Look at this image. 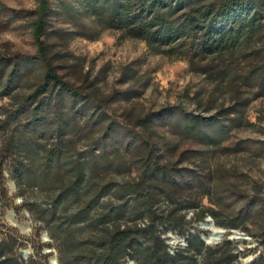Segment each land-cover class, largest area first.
Listing matches in <instances>:
<instances>
[{"label":"trees","instance_id":"1","mask_svg":"<svg viewBox=\"0 0 264 264\" xmlns=\"http://www.w3.org/2000/svg\"><path fill=\"white\" fill-rule=\"evenodd\" d=\"M51 1L38 0L33 10L30 32L36 51L11 56L0 53L5 89L33 68H40L36 87L21 104L22 108L29 105L26 128H20L17 137L5 138V147L0 146V164L14 151L18 155L14 167L16 184L20 186L27 179L32 187L43 190V203L23 199V204L47 228L57 248L58 264H235L238 251L229 239L207 244L201 238L204 232L190 231L192 220L185 212L199 205L176 201L174 190L183 179L180 168L159 163L151 151L141 158L126 157L140 144L148 146L144 137H119L118 126L113 123L103 127L105 109L85 116L96 108L93 94L64 79L48 55L45 35ZM76 1L77 10L90 16L98 26L143 39L155 52L222 58L250 48L254 57L263 56V62L253 66L245 78H255L264 93V54L260 55L257 45L264 32L261 0ZM209 69L206 65L200 67L204 73ZM82 115L89 146L79 153L71 151L74 146L70 137L61 135L73 131ZM182 118L185 128L200 136L197 138L202 142L221 141V137H209L200 127L203 122L223 130L220 117L183 112ZM94 124L102 127L100 137H90ZM26 131L30 135L22 137ZM51 133L56 136L55 141L47 137ZM134 164L136 174L123 178ZM102 173L120 174L122 178L104 182ZM18 193L22 194L20 188ZM263 208V204L250 200L239 209L235 217L238 220L227 225L246 229L243 216L248 212L264 214L260 213ZM207 211L215 216L213 209ZM203 212L199 208L194 218H201ZM167 229L183 235L186 244L173 247L171 252ZM0 264L44 263L38 256L22 262L14 245H6L1 239ZM250 264H264V252Z\"/></svg>","mask_w":264,"mask_h":264},{"label":"rangeland","instance_id":"2","mask_svg":"<svg viewBox=\"0 0 264 264\" xmlns=\"http://www.w3.org/2000/svg\"><path fill=\"white\" fill-rule=\"evenodd\" d=\"M37 2L0 0L2 55L36 51L30 21ZM77 9L76 0H52L45 40L55 70L74 86L93 94L96 108L85 116L105 109L103 127L113 123L118 126L119 137H144L148 146L140 144L126 157L141 158L151 151L159 163L181 169L183 179L174 190L175 199L199 205L185 212L192 220L190 231L205 234L206 229L199 222L209 216L215 225L225 229L217 243L229 239L235 244L238 251L235 264H246L251 257L262 254L264 214L244 215L246 229L227 224L238 220L235 217L246 202L253 200L264 205V93L255 78H245L253 66L263 62V56L254 57L250 48L222 58L155 52L143 39L125 35L118 29L102 28ZM257 45L260 55L264 54V32ZM205 65L210 66L208 73L200 70ZM39 72V67L33 68L6 89L5 69L0 74V146L5 147V138L17 137L16 132L26 128L29 105L22 108L21 104L36 87ZM183 112L220 117L223 130L203 122L200 127L209 137H221V141L198 139L200 136L185 128ZM84 118L82 115L77 120L73 131L61 135L70 137L74 146L71 151L83 153L88 149ZM98 125L92 126L90 137H100L102 127ZM23 133L22 137L30 135L29 131ZM47 137L55 141L56 136L51 133ZM17 161L18 155L13 151L0 164V240L14 245L22 262L38 256L44 264H58L57 248L47 228L23 204V199L43 203L46 197L43 190L32 187L27 179L20 186L16 184ZM136 172L134 164L123 178ZM101 177L104 182L122 178L114 173H102ZM19 188L22 194L18 193ZM199 208L204 210L203 215L194 218ZM208 208L213 209L215 216L208 213ZM260 213H264V208ZM18 223H26L27 231ZM236 230L243 232V237L228 238ZM165 235L171 248L186 244L183 235L174 230L168 234L167 229Z\"/></svg>","mask_w":264,"mask_h":264},{"label":"bare ground","instance_id":"3","mask_svg":"<svg viewBox=\"0 0 264 264\" xmlns=\"http://www.w3.org/2000/svg\"><path fill=\"white\" fill-rule=\"evenodd\" d=\"M14 222L16 221L14 220ZM201 224L203 225V228L206 229L205 238L209 243H213L214 241L219 240L220 236L225 233V229L215 225L214 222L205 221ZM18 225L21 227L22 230L27 231V228L25 227L24 223H18ZM237 235H239V237H243V234L238 231L235 232V235H233V237H237Z\"/></svg>","mask_w":264,"mask_h":264},{"label":"water","instance_id":"4","mask_svg":"<svg viewBox=\"0 0 264 264\" xmlns=\"http://www.w3.org/2000/svg\"><path fill=\"white\" fill-rule=\"evenodd\" d=\"M205 221H210V222H213V220L208 216L207 218H205L204 219V221H202V222H205ZM202 222H199V225L201 226L202 224ZM24 224H26V223H24ZM237 231V230H236ZM241 233H243V232H241ZM168 234H171V232L169 231L168 232ZM201 238L205 241V243H207V244H215V243H217L218 242V240H216V241H214L213 243H209L207 240H206V238H205V234L204 233H202L201 234ZM228 238H230V239H232L233 238V235L231 234L230 236H228ZM239 238V235H237V237H235V239H238ZM53 263H56V257H55V255H53ZM253 260V258L251 257L249 260H248V262L246 263V264H250L251 263V261Z\"/></svg>","mask_w":264,"mask_h":264},{"label":"built area","instance_id":"5","mask_svg":"<svg viewBox=\"0 0 264 264\" xmlns=\"http://www.w3.org/2000/svg\"><path fill=\"white\" fill-rule=\"evenodd\" d=\"M168 241V240H167ZM169 243V242H168ZM170 251L173 252V248L170 247ZM126 264H131V261L127 262Z\"/></svg>","mask_w":264,"mask_h":264}]
</instances>
